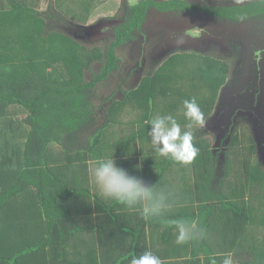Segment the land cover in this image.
I'll return each instance as SVG.
<instances>
[{"label":"trees","instance_id":"obj_1","mask_svg":"<svg viewBox=\"0 0 264 264\" xmlns=\"http://www.w3.org/2000/svg\"><path fill=\"white\" fill-rule=\"evenodd\" d=\"M85 3L49 0L42 11L36 0H0V264H105L96 251L97 231H109L124 241L123 246L112 242L116 254L124 247L114 261L117 264L138 255L131 238H139L146 227L155 241L152 253L160 260L168 257L164 264H222L225 254L231 252L235 258H242L238 264H264V207L254 220L255 206L249 200L244 204L241 194H235L238 189L233 188L241 187L240 173L247 160H233L231 164L236 132L224 145L222 160L220 152H210L204 180L198 183V205L149 217L137 227L132 216L119 209L114 212L121 202L94 194L86 185L89 180L71 183L70 176L52 167L53 155L60 161L75 153L104 161L112 146L103 142L113 140L108 143L118 147L120 163L128 174L136 172L137 153L147 161V176L154 169L162 176L179 162L164 156L155 159L154 152L158 153L149 146V121L157 115H170L180 127L189 128L191 122L185 117L183 102L194 98L201 113L212 109L216 92L228 77L229 62L194 51L189 58L183 52L174 56L182 62L178 73L163 72V67H158V73L134 89L120 86L127 79L123 77L111 94L100 97L97 86L121 71L118 50L145 33L143 24L149 11L184 3L143 0L130 5L114 17L123 20L113 27L106 45L89 44L95 28L85 27L89 16L86 9L72 13L77 16V24L71 21L68 8H81ZM197 56L205 64H195ZM188 59H192L191 65L185 63ZM215 60L217 64L213 65ZM96 65L99 69H94ZM185 82L188 85L184 86ZM205 86L210 87L202 92ZM118 90L122 92L119 101L115 98ZM111 102L121 108L113 109ZM129 111H135L139 118L127 115ZM123 125L130 130L125 132ZM191 133L192 143L205 134L199 126ZM241 152L239 157L245 159L246 154L257 155V148L254 145ZM259 170L250 184L263 183L264 170ZM188 195L193 196L194 191ZM85 196L96 199L107 222L81 224L71 203ZM176 220L195 222L201 234L177 244ZM249 222L257 224L254 231H246ZM80 235L86 238L82 247L86 249L92 242L93 251L86 249L85 254L84 248L82 252L73 249Z\"/></svg>","mask_w":264,"mask_h":264},{"label":"rangeland","instance_id":"obj_2","mask_svg":"<svg viewBox=\"0 0 264 264\" xmlns=\"http://www.w3.org/2000/svg\"><path fill=\"white\" fill-rule=\"evenodd\" d=\"M36 1L38 2L37 7L40 10L47 9L49 0ZM85 1L86 3L81 8L71 6L67 11L70 18L73 16L72 13L76 11H82L84 9L88 11L89 16L85 27L93 30L95 28L94 38L92 42H89L90 45L92 43L106 45L110 40L109 34L112 36L113 27L123 20L121 18V21H117L119 20L118 16L116 18H111L110 16H114L117 12L124 13L130 5H139L143 2V0ZM210 1H212L210 5L219 6L213 10L226 13L225 19H220L218 23L217 20L214 22L215 19H210L208 15H202V12L194 10L191 7L192 3L207 5ZM257 1L185 0L183 5L172 4L166 10L151 9L143 24L145 33L138 34L137 40L129 41L118 50L122 61L121 71L114 73L108 81H104L96 88L98 95L106 98L112 93L123 77H127V79L120 86L124 89H134L147 77L152 78L156 74L158 67H163V72L178 73L179 66L182 62L175 60L174 56L175 53L182 50L185 51V49L198 53H207L212 59H217L215 57L217 56L220 58L218 60L222 62L224 60L227 61L233 51L236 50L229 61V77L218 88L212 109H206L202 113L203 123L190 120L189 128H187V125L181 126L183 131L187 128V131L190 132L193 131V128L199 126L205 132L200 140L193 143L194 147L198 149L195 158L189 163H175L162 176L157 174L156 169L152 170L150 176H147L145 174L147 161L142 158L143 156L141 157L139 154H135V157H139L137 159L139 161L134 164L136 172L134 175H129L142 179L148 186H153L154 191H163L167 194V207L161 213L172 214L176 209L179 210L181 208L182 211H185L192 208L193 204L198 205L201 198L198 183L204 179V174L209 164V155H211L214 149L216 150L214 153L220 152V160H222L223 151L226 149L224 145H227L230 134L235 132L236 140L234 144L236 146L231 151V164H233V160L235 163H243L247 159L242 167L241 172L243 174L240 173L241 179H243L242 185L241 187H233L234 189H238L235 194H241L239 198L244 204H247L249 200L255 206L252 210L256 211L254 213L256 214L253 218L254 220H257V212H261L264 207V188L261 187L264 185V181L263 183L262 181L256 183V185H253L252 182L250 184V179L253 176L259 175V167L264 170V31L261 34V38L259 28L257 32L252 29L256 26V22H253V20L264 19V14L260 17L259 15L249 16L241 20V18L246 17L242 14V9L255 4ZM255 8H257V5ZM75 20H77V16L75 17L74 15L71 21L77 24ZM71 31L68 30L69 33L73 34V31ZM191 33H198V35L191 36ZM185 34L189 39H185ZM179 40L182 41L180 42ZM218 40L221 41L222 47L219 46L220 43L216 44ZM170 52L173 54L166 58ZM185 54L189 56L190 52H186ZM216 61H213V65L217 64ZM187 62L190 65L193 63L192 59L185 60V63ZM140 63L142 64L140 65ZM197 63L200 64L199 59L196 60L195 64ZM202 63L205 64L204 61ZM252 65H255L256 68L252 69ZM94 69H99V66L96 65ZM150 72L151 74L147 75ZM165 75L168 79V73ZM86 77L90 78V75L87 73ZM186 85H188L187 82L184 83V86ZM209 87L205 86L202 92H205ZM115 98L118 101L122 99V92L120 90L116 92ZM111 105L113 109L121 108L117 103L112 104L111 102ZM127 115L132 118H139L135 117V111H129ZM132 118L129 119L132 120ZM121 128L125 132L130 130L127 125H123ZM108 141L113 140L103 142L105 145L112 146L110 154L107 155L105 153V159L109 160L112 158L117 166L124 168L120 163V156L117 153L118 147L114 143L113 145L111 143L109 144ZM253 143L257 148V155H249L248 157V154H246L247 158L245 159L239 157L243 153L241 150L246 151L247 147L254 148ZM149 146L154 150L151 141ZM56 152L58 154L62 153L60 150ZM56 156L58 155H53L50 160L54 163L52 167H55L58 173L64 176H70L71 183L77 182L76 184H79L80 182L89 180V184L86 185L90 189L92 188V192L99 196L103 195L100 188L89 176V167L93 162L97 161L96 159L86 154L80 155L75 153L74 155L64 157L66 160L63 159L60 161L55 159ZM158 156L160 157L161 155L159 153L155 154L154 152L156 160H158ZM189 191H194V195H188ZM86 197H81L78 201L73 200L71 203L72 207H76V213L81 224H101L102 222H107L105 211H103L100 205H97L96 199H85ZM140 208L141 205H137L135 208L129 209L124 204L119 203L118 208L116 207L113 210L116 212L119 209L120 213L132 216L137 227L145 219L141 215ZM256 225L250 222L247 223L246 231H254ZM149 230L146 227L139 238H131V242L136 245L138 255L146 250L153 252L155 241L149 235L152 233ZM87 234L93 239L91 234ZM83 235L76 238L73 246L75 251L82 252V248L85 249V247H82L84 246L83 242H86V238ZM94 240L96 251L103 258L105 264H115L114 261L124 251V247H122V250H119L117 254L115 253V247H113L112 242H114L115 246H123L124 241L120 237L116 238L115 236L114 238L113 234L109 231H104L103 233L97 231ZM89 243H91L90 246L86 247L88 252L94 250L93 243ZM230 254L233 264H238L241 261L242 258H235L232 252ZM243 258L245 259V257ZM167 260L168 257L160 260L161 264H164ZM130 262L131 260H124L117 264H130Z\"/></svg>","mask_w":264,"mask_h":264},{"label":"clouds","instance_id":"obj_3","mask_svg":"<svg viewBox=\"0 0 264 264\" xmlns=\"http://www.w3.org/2000/svg\"><path fill=\"white\" fill-rule=\"evenodd\" d=\"M183 106L186 118L203 123L201 110L194 98L185 100ZM149 124L151 145L159 155L181 163H189L195 158L198 149L192 143V133L182 132L172 116L157 115ZM89 176L104 196L118 200L129 209L141 205L140 212L145 219L159 216L167 207L168 196L165 192L154 191L153 186H148L142 179L129 175L124 168L117 166L112 158L93 162L89 167ZM173 223L178 230L177 244H183L201 234L195 222L176 220ZM130 264H161V261L151 251L146 250L133 257ZM222 264H233L231 254H225Z\"/></svg>","mask_w":264,"mask_h":264},{"label":"flooded vegetation","instance_id":"obj_4","mask_svg":"<svg viewBox=\"0 0 264 264\" xmlns=\"http://www.w3.org/2000/svg\"><path fill=\"white\" fill-rule=\"evenodd\" d=\"M211 2L212 1L208 2L207 5H201L199 3H192L191 6L197 5V6L203 7V10L206 11L207 13H209V14L212 13L214 15H224V12L223 11H217L216 12L215 10H213L215 8H218L219 6L218 5H217L218 7H216L215 5L212 6V5H210ZM227 2L230 3L229 1H227ZM127 5H128V3H127ZM256 5H257V8H255ZM242 14L245 15V16H248V17L249 16H257V15H259V17H260L261 15L264 14V0H258L255 4H253V5L249 6V7L243 8L242 9ZM263 22H264V19L263 18H260L259 23L256 22V26L254 27L253 30L257 32L258 28L261 29L262 26H264L263 25ZM227 36H229V35H227ZM214 42H216V41H214ZM217 43H220L219 46L222 47V44H221V41L220 40H218L216 42V44ZM235 51H233V53L231 54L232 56L234 55ZM215 57L217 58V60L220 59L217 56H215ZM251 67L254 68L255 66L252 65Z\"/></svg>","mask_w":264,"mask_h":264},{"label":"crops","instance_id":"obj_5","mask_svg":"<svg viewBox=\"0 0 264 264\" xmlns=\"http://www.w3.org/2000/svg\"><path fill=\"white\" fill-rule=\"evenodd\" d=\"M154 1H157V2H163V1H167V0H154ZM182 2H185V0H182ZM230 5V4H229ZM194 10H197V11H200V12H202V15L203 14H206V15H208V17L210 18V19H215V21L214 22H216V20H217V23L219 22V20L220 19H225L226 18V13H224V15H211V14H209V13H207L206 11H204L203 10V7H200V6H198V7H193V6H191ZM153 9V8H152ZM225 9H227V8H225ZM151 11V10H150ZM149 11V12H150ZM88 12V11H87ZM116 14H118V12L116 13ZM116 14L114 15V16H110L111 18H114L115 16H116ZM245 18H248V16H246V17H243V18H241V20L242 19H245ZM233 21V20H232ZM258 21V19L256 20V19H254L253 20V22H257ZM234 22V21H233ZM258 23H259V21H258ZM235 24V23H234ZM252 29H254V27L252 28ZM261 31V32H260ZM264 31V26H262V28L261 29H259V35L261 36V34H262V32ZM198 35V33L197 34H193V33H191V36H197ZM185 36V39H189L187 36H186V34L184 35ZM190 36V37H191ZM261 38H262V36H261ZM180 42L182 41V40H179ZM183 51V50H182ZM180 51V52H177V53H175V54H181V53H186V52H190L189 50H187V49H185V51ZM174 52V51H173ZM203 53V52H202ZM173 53H171L170 52V54L166 57V58H168L170 55H172ZM206 55H208V54H206ZM189 57V56H188ZM231 57H233L232 55L227 59V61L226 62H229L230 61V58ZM165 58V59H166ZM190 58V57H189ZM164 59V60H165ZM197 59H199L200 60V65H202V59L201 58H199L198 56H197V58L195 59V60H197ZM163 60V61H164ZM225 61V60H224ZM255 66V65H254ZM256 68V66L254 67V68H252V69H255ZM228 77H229V72H228ZM227 77V78H228ZM204 180V179H203ZM203 180L201 181V182H203Z\"/></svg>","mask_w":264,"mask_h":264},{"label":"water","instance_id":"obj_6","mask_svg":"<svg viewBox=\"0 0 264 264\" xmlns=\"http://www.w3.org/2000/svg\"><path fill=\"white\" fill-rule=\"evenodd\" d=\"M252 68V67H251Z\"/></svg>","mask_w":264,"mask_h":264}]
</instances>
